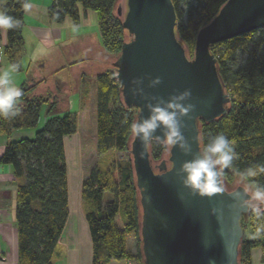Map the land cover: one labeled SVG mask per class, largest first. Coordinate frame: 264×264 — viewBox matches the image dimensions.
<instances>
[{
	"label": "trees",
	"instance_id": "16d2710c",
	"mask_svg": "<svg viewBox=\"0 0 264 264\" xmlns=\"http://www.w3.org/2000/svg\"><path fill=\"white\" fill-rule=\"evenodd\" d=\"M1 1L0 7H7L9 15L20 21L19 27L6 32L5 52L10 54L22 43V5L26 0ZM116 1L52 0L48 17L58 22L68 17L77 22L87 11L95 12L100 45L108 54L117 55L122 43L130 37L122 28V17L115 10ZM226 1L190 0L184 10L180 6L183 0H172L177 21L175 35L189 58L193 57L197 31ZM263 48L264 27L210 45L230 102L225 115L208 123L199 121V139L201 148L217 135H224L233 142L238 159L233 161L232 168L224 170L222 183L232 182L236 174L252 164L264 163ZM237 52L246 54L239 64L234 63ZM114 72L113 68L96 76L95 147L98 156L111 150L130 151L133 137L130 125L135 122L136 109L124 105ZM30 89H22L23 96L19 102L24 107L19 104L21 115L10 120L0 119V134L10 135L14 129L36 125L44 100L27 98ZM75 131V114L48 115L33 138L9 142L0 157V163L10 165L18 180L14 198L17 264H52L51 259L68 216L63 138ZM148 149L152 164L168 155L165 142L152 140ZM253 179L264 185V175ZM105 192H110L112 199L103 206ZM81 196L87 203L85 217L92 242L91 264L120 260L144 264L140 237L141 208L131 156L129 160L112 163L104 171L97 166L92 167L82 183ZM120 203L123 204L122 229L115 224ZM254 221L251 211L242 215V230L252 229ZM130 234L136 238L135 254L127 249V235ZM256 248L264 249V239L250 238L244 233L238 247L239 264H251V253Z\"/></svg>",
	"mask_w": 264,
	"mask_h": 264
},
{
	"label": "water",
	"instance_id": "95a60500",
	"mask_svg": "<svg viewBox=\"0 0 264 264\" xmlns=\"http://www.w3.org/2000/svg\"><path fill=\"white\" fill-rule=\"evenodd\" d=\"M123 10V11H122ZM117 13L130 39L124 41L112 62L124 105L136 109L135 122L149 115L148 98L167 100L190 91L193 110L182 117L181 131L191 146L185 154L168 145L167 158L151 163L149 143L164 142L163 130L142 143L130 142L141 208L140 237L144 264H239L243 237L242 215L250 210L240 203L242 186L209 195H196L182 187L177 170L201 149L199 121L211 122L227 113L230 95L225 91L210 45L264 27V0H227L195 37L193 57L186 55L175 35L176 13L172 0H123ZM159 77L161 83L148 87ZM142 81L136 85L135 81ZM144 89L145 97L134 94ZM222 181V180H221ZM223 184V183H222Z\"/></svg>",
	"mask_w": 264,
	"mask_h": 264
},
{
	"label": "crops",
	"instance_id": "0c3cea01",
	"mask_svg": "<svg viewBox=\"0 0 264 264\" xmlns=\"http://www.w3.org/2000/svg\"><path fill=\"white\" fill-rule=\"evenodd\" d=\"M51 1L26 0L32 7L23 12L22 43L10 54L5 52L6 46L2 50L0 72L9 70L12 64L17 65V71L11 73L14 84L21 89L31 88L27 98H42L44 102L34 127L14 129L10 135L0 134V157L9 142L33 138L48 115L73 113L78 116L85 113L88 105L92 112L96 76L110 70V54L100 45L96 13L87 11L77 22L68 17L59 22L50 20L48 8ZM2 3L0 0V5ZM73 25L75 32L72 31ZM0 37L6 38V32L0 30ZM89 97L90 104H87L85 100ZM78 128L76 117V131L63 138L68 216L52 264H91L92 259V242L85 217L87 203L81 196L87 174L76 168L74 149L69 148L70 143L74 145ZM17 182L10 165L0 164V264H17L18 238L14 218ZM132 263L126 260L109 262ZM251 264H264V249L252 250Z\"/></svg>",
	"mask_w": 264,
	"mask_h": 264
},
{
	"label": "clouds",
	"instance_id": "9594fccd",
	"mask_svg": "<svg viewBox=\"0 0 264 264\" xmlns=\"http://www.w3.org/2000/svg\"><path fill=\"white\" fill-rule=\"evenodd\" d=\"M22 7L29 10L32 5L23 3ZM18 18L9 15L7 7H0V30L7 32L9 29L19 27ZM75 26L72 31L75 32ZM17 65L12 64L9 70L0 72V119L10 120L21 115L19 101L23 96L22 89L17 87L11 73L17 71ZM136 85L142 81H135ZM159 77L153 78L148 87L160 84ZM134 94L145 97L144 89L136 87ZM191 96L190 91L185 90L171 95L167 100L163 98L150 97L145 107L149 115L147 118L139 119L130 125L131 133L142 143L150 142L154 138L157 129L163 130L159 137L169 146H176L185 154L191 152V146L187 143L181 128V118L188 116L193 110V105L188 103ZM127 123V120H125ZM238 159L233 142L224 135L212 137L204 146L198 150L195 157L184 161L177 170L182 187L188 189L192 194L211 195L224 191L221 177L224 170L233 167V161ZM264 175V163H255L239 172L242 181H250L249 186L243 192L234 193L236 197L244 196L241 205L250 210L257 219L264 217V185L257 183L253 178ZM264 231V226L258 227L256 235Z\"/></svg>",
	"mask_w": 264,
	"mask_h": 264
},
{
	"label": "rangeland",
	"instance_id": "374dc122",
	"mask_svg": "<svg viewBox=\"0 0 264 264\" xmlns=\"http://www.w3.org/2000/svg\"><path fill=\"white\" fill-rule=\"evenodd\" d=\"M190 0H183L181 3V7L186 10V3ZM193 1V0H192ZM123 7V0H117L115 3V10L118 9V7ZM123 11V10H122ZM184 19V18H183ZM128 38V37H127ZM261 53L264 56V48L261 50ZM118 55V54H117ZM117 55L110 54V70L111 69V63L116 59ZM246 58V54H243L241 52H237L235 54L234 63L239 64ZM115 74V72H114ZM87 104H90V97L85 100ZM85 113L79 114L78 116L75 115V117H78V124L79 128L77 129V136L75 138L74 145L70 143L69 148L74 149V157L77 161L76 168L77 169H83V171L87 174L88 171L92 168L97 166L102 171L106 170L111 166L112 163L115 162H123L130 159V151H117V150H111L108 153L98 156L96 153V147H95V131H96V118H95V107L93 108V111L91 112V107L88 105L85 107ZM43 126V125H42ZM42 128V127H41ZM75 146V147H74ZM165 159L167 156L164 157ZM156 164V163H153ZM224 186L227 190L235 186L236 184L239 186H242L244 189H247L249 184L247 181H242L240 179L239 174H236L234 177V180L230 183L223 182ZM112 199V195L110 192H105L103 194L102 198V204L103 206H106L108 202ZM119 213L115 218V222L118 227L122 228V225L120 224L122 220L123 215V204L120 203L119 205ZM254 224L252 226V229L247 228L243 231V234L245 233L246 236L250 238H260L264 239V231H261L259 235H256V230L258 227L264 226V217H261L260 219H257L255 217ZM127 248L131 249L133 253H136L137 249V242L136 238L133 235H127Z\"/></svg>",
	"mask_w": 264,
	"mask_h": 264
},
{
	"label": "built area",
	"instance_id": "2783aa9c",
	"mask_svg": "<svg viewBox=\"0 0 264 264\" xmlns=\"http://www.w3.org/2000/svg\"><path fill=\"white\" fill-rule=\"evenodd\" d=\"M6 44H7L6 38L5 37H0V60H1V56H2V50L6 46ZM114 78H115V74H114ZM2 165H5V164H2Z\"/></svg>",
	"mask_w": 264,
	"mask_h": 264
}]
</instances>
